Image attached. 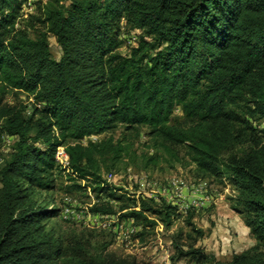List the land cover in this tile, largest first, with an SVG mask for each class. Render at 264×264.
I'll list each match as a JSON object with an SVG mask.
<instances>
[{
	"label": "trees",
	"instance_id": "obj_1",
	"mask_svg": "<svg viewBox=\"0 0 264 264\" xmlns=\"http://www.w3.org/2000/svg\"><path fill=\"white\" fill-rule=\"evenodd\" d=\"M123 27L141 33L125 56ZM178 109L182 120H172ZM254 120L264 123V0H0V142L14 140L0 168V264H147L108 252L109 231L57 234L49 222L59 209L37 199L65 174L66 193L90 187L122 200L102 174L129 154L126 134L82 144L120 128L146 131L151 148L186 160L201 179L227 181L238 192L231 209L256 241L216 260L196 247L203 232L190 213L195 237L174 235L171 261L264 264V127ZM61 146L68 173L55 161ZM129 201L122 217L138 223L155 225L151 214L169 229L178 218L163 200ZM91 212L116 213L109 202Z\"/></svg>",
	"mask_w": 264,
	"mask_h": 264
},
{
	"label": "rangeland",
	"instance_id": "obj_2",
	"mask_svg": "<svg viewBox=\"0 0 264 264\" xmlns=\"http://www.w3.org/2000/svg\"><path fill=\"white\" fill-rule=\"evenodd\" d=\"M140 32L122 28L123 46L118 50L120 54L125 56L131 47L137 45ZM136 39V41L133 40ZM50 52L53 60L60 58V48L53 37L49 38ZM14 97H8V101H16ZM20 101H26L25 96H19ZM182 120L180 110H176L172 120ZM254 126L264 127V123L260 120L253 121ZM125 133L126 143L132 145L129 154L121 161L118 170L114 171V180L108 184L114 189L117 197H122L120 201H113L105 194H99L90 190L74 191L66 193L65 187L69 184L64 177L65 174L57 176V187L55 191L41 193L37 195L39 201H43L48 208L53 207L59 209V216L49 222V227H53L59 235H67L73 231L91 230L84 223H73L64 221L60 216L62 208L65 207L63 199L70 198L76 201L82 207L86 208L89 213L94 204L109 202L115 210L114 219L119 222L127 223L130 217H122L132 209V203L129 200H138L136 194H151L162 189L172 180H179L186 186L202 183L207 189V195L211 198L212 203L204 209H191L187 214H179L171 228L166 229L164 225L151 214H146L149 220L156 222L155 225L149 226L146 223H138L135 219V225L140 229L132 237V245L126 248L124 244H120L114 238L113 243L109 246L108 252L115 253L119 256H134L138 261L147 264H191L186 260L171 261L175 255L173 247V236L179 232L183 233V239L186 241V235L195 237L189 227L186 225L187 216L192 213V223L196 229L203 232V237L197 241L196 247L203 252L213 255L216 260L227 262L233 255L240 254L253 247L256 243L251 235L250 229L245 225V219L231 209L232 199L238 192L225 180L220 179H201L195 174L194 165L188 164L186 160L180 163L169 161V157L162 152H156L152 147L149 138L145 135L146 131H142L140 136L130 135L123 129L116 130L113 134L99 136L97 139L108 138L113 136L115 140L121 139ZM13 139H2L0 142V168L4 162L8 160L11 152ZM157 155V161L150 162L147 165L146 158ZM182 158V155L179 156ZM107 173L102 174L105 180ZM83 185H88L86 180H80ZM160 191V190H159ZM189 191V190H188ZM147 197V196H146ZM147 199V198H146ZM129 205V209L121 211L122 205ZM77 211H80L77 209ZM83 215L87 217V212L83 211ZM139 235H142L141 237Z\"/></svg>",
	"mask_w": 264,
	"mask_h": 264
},
{
	"label": "built area",
	"instance_id": "obj_3",
	"mask_svg": "<svg viewBox=\"0 0 264 264\" xmlns=\"http://www.w3.org/2000/svg\"><path fill=\"white\" fill-rule=\"evenodd\" d=\"M29 5L30 4L28 3V5L24 8L25 14H28L32 10ZM133 40L136 41L135 38H133ZM97 138L98 137L96 136L85 138L82 141V144L86 145L88 141H96ZM55 161L60 169L64 170L66 173L69 172V156L65 147L61 146L57 149ZM114 178V175L109 174L105 178V181L109 183L110 181L114 180ZM78 181L79 179L76 178L77 184L82 185L83 187L85 186ZM84 189L88 194H90L91 189L89 187H85ZM159 190L151 194H136V198L154 199L157 202L163 200L166 204L176 207L177 213L179 214H187V212H189L191 209H204L206 206L212 203L211 198L207 195V189L202 185V183L190 185L188 187L182 181L172 180L168 182L165 187ZM63 202L65 207L62 208L60 217L64 221L84 223L87 228L109 231L114 235V238L117 240V242L124 244L126 248H129V246L132 245L133 242L131 239L133 235H135L140 230L135 225V220L133 218H129L127 223L119 222L117 219H114V216L112 215L94 214L93 212L89 213L86 208L79 205V203L76 201H72L68 197H65ZM77 209L80 211H77ZM83 211L88 213L87 217L83 215Z\"/></svg>",
	"mask_w": 264,
	"mask_h": 264
}]
</instances>
